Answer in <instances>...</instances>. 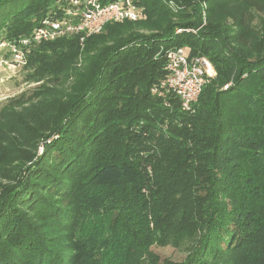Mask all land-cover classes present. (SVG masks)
<instances>
[{
	"label": "trees",
	"instance_id": "trees-1",
	"mask_svg": "<svg viewBox=\"0 0 264 264\" xmlns=\"http://www.w3.org/2000/svg\"><path fill=\"white\" fill-rule=\"evenodd\" d=\"M52 1L0 0V42L26 34ZM134 1L148 17H176L140 35L138 55V38L109 29L117 22L102 37L80 43L70 35L30 49L26 82L43 79L67 93L38 126L45 140L56 137L43 141L32 178L0 192V264H264V17L260 29L250 26L264 0L205 8L207 20L209 12L230 19L239 50L207 26L175 33L201 24L200 5L195 12L192 2L172 0L174 13L169 0ZM181 46L216 71L190 111L178 97L150 91L165 73L163 50ZM43 85L34 94L52 96ZM154 242L186 246L187 254L158 260L146 249Z\"/></svg>",
	"mask_w": 264,
	"mask_h": 264
},
{
	"label": "rangeland",
	"instance_id": "rangeland-1",
	"mask_svg": "<svg viewBox=\"0 0 264 264\" xmlns=\"http://www.w3.org/2000/svg\"><path fill=\"white\" fill-rule=\"evenodd\" d=\"M135 5H137L138 9L141 11V17L137 18L136 20H128V21H135L131 23H120L125 20H118V21H108L107 23L117 22L118 24L112 25V28L115 29L114 32L118 37H124L125 40L129 38H138V43L133 51V55H138L142 53L137 48L143 45V39L140 35H148L151 32L160 31L161 28L165 27L164 23L169 24V22H174L176 17H168L166 15V10H162L161 16L156 15L154 12V16H147L145 8L142 4L137 3L136 1L132 0ZM164 1V0H163ZM182 5H188L189 2H192V6L190 9L194 10L195 12L200 5L202 9V22L201 24L194 28V27H182V32H196L200 27L207 26L208 29H215L223 31L224 36L226 37V41L231 44V36L234 35V31L236 28L233 27V23H231L228 17H222L218 14H213L209 12L211 15L210 18H206L205 16V8L207 6H212V2L215 0H178V2ZM161 2V1H160ZM53 3V1H52ZM162 3V2H161ZM166 6L169 8L171 12L176 11L177 5L174 1L169 0L166 2ZM51 5V4H50ZM181 5V4H180ZM167 7H164L166 9ZM188 7V6H187ZM188 9V10H190ZM170 14V12H168ZM255 18L250 23V26L254 29H260L262 26V19L264 17L261 13H254ZM193 18V17H191ZM188 19V20H191ZM106 24V23H105ZM104 24V25H105ZM103 25V27H104ZM103 27L101 30V37L102 35L108 32V29L102 32ZM179 27H175L176 29ZM181 28V27H180ZM193 30V31H192ZM95 33V34H97ZM93 35V34H92ZM97 38V37H96ZM96 38L93 40L96 41ZM145 42H147L145 40ZM232 45V44H231ZM235 50H239V45H232ZM10 50L8 46V40L0 42V137L3 140L0 141V192L4 189L15 186L17 180L20 178L29 180L32 178V171L35 168L36 162L41 157V153L43 151V141L50 142V140L56 135L50 137L49 139L45 140V134H39L37 129L42 120L50 121V118L53 117V113L55 110H52V107H56V99L55 96L58 98L59 94L63 96L66 95L67 91L60 92L65 90V87H51L49 83H42L43 79L39 82L27 83V73L29 75L30 68L24 67L26 61L21 65L18 61H12V56H10ZM29 53V52H28ZM28 53H25V57L27 59ZM81 55V54H79ZM157 56V55H156ZM155 56V57H156ZM205 57V56H204ZM207 58V57H206ZM25 59V60H26ZM208 59V58H207ZM80 60V56H79ZM209 60V59H208ZM210 61V60H209ZM211 62V61H210ZM79 63V62H78ZM78 63L72 64L71 66L77 68ZM212 64V63H211ZM213 66V64H212ZM214 68V66H213ZM215 71V68H214ZM216 71L213 74L215 77ZM49 81V80H47ZM44 84L41 89L46 90L45 92L49 93V90H52V96H43L42 94L35 93L38 90L40 85ZM47 85V86H46ZM60 85V84H57ZM55 85V86H57ZM48 90V91H47ZM130 94H134L131 97V100H134L135 97H139L138 89L131 88L128 91ZM136 92V95H135ZM33 99V100H31ZM15 104L14 106H10L11 104ZM6 106H10L9 108L5 109ZM64 110V109H63ZM26 115L30 117V119L26 118ZM27 137L28 139H26ZM159 137L158 132L153 133V138L151 139L152 146H157V139ZM27 141L26 145H23L22 142L25 140ZM25 141V142H26ZM55 156V155H54ZM145 166L148 173H150V164L143 165ZM27 186L24 188L26 189ZM177 212L174 216L181 215V211L184 207L183 201L181 203L180 200L177 201ZM173 216V217H174ZM168 218V215L167 217ZM165 218V219H166ZM178 220V218H177ZM176 221V220H175ZM52 230V229H51ZM55 230H52V236H56ZM158 260H167L168 262H178L181 261L186 252V246H177L176 244L166 243V244H159V243H150L147 248ZM137 262V258L134 259Z\"/></svg>",
	"mask_w": 264,
	"mask_h": 264
},
{
	"label": "built area",
	"instance_id": "built-area-1",
	"mask_svg": "<svg viewBox=\"0 0 264 264\" xmlns=\"http://www.w3.org/2000/svg\"><path fill=\"white\" fill-rule=\"evenodd\" d=\"M139 17L141 11L132 0H53L26 34L8 40L10 56L13 62L24 65L25 53L41 42L77 35L82 43L108 21ZM182 30L179 27L176 32ZM163 56L165 73L153 83L150 91L163 99L176 96L181 108L190 111L204 84L213 78L214 68L206 57L190 56L183 46L163 50Z\"/></svg>",
	"mask_w": 264,
	"mask_h": 264
}]
</instances>
